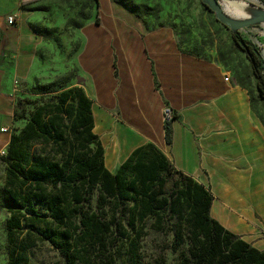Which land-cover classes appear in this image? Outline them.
Wrapping results in <instances>:
<instances>
[{
	"label": "crops",
	"instance_id": "crops-1",
	"mask_svg": "<svg viewBox=\"0 0 264 264\" xmlns=\"http://www.w3.org/2000/svg\"><path fill=\"white\" fill-rule=\"evenodd\" d=\"M55 1L0 0V154L15 124L13 81L28 76L42 43L33 22ZM130 1L155 12L93 0L94 14L80 28L81 86L92 101L106 168L115 173L135 149L155 144L210 191L212 219L264 251V104L225 62L180 46L173 23L184 20L183 0ZM164 104L175 116L171 144Z\"/></svg>",
	"mask_w": 264,
	"mask_h": 264
},
{
	"label": "trees",
	"instance_id": "trees-1",
	"mask_svg": "<svg viewBox=\"0 0 264 264\" xmlns=\"http://www.w3.org/2000/svg\"><path fill=\"white\" fill-rule=\"evenodd\" d=\"M123 3L140 15L150 10L130 0ZM232 38L236 45L246 44L245 49L237 46L264 104L262 53L239 32ZM21 117L16 109L14 119ZM94 128L92 101L82 86H73L51 102L42 101L25 126L12 133L1 157L4 196L14 208L5 224L8 264H28L32 239L59 247L67 264H117L114 248L120 244L126 245L130 264H152L141 253L149 230L174 232L170 248L181 252L177 264H264V251L212 219L210 191L178 171L155 144L135 149L111 173ZM166 142H172L170 123ZM34 201L47 205L49 218L39 214Z\"/></svg>",
	"mask_w": 264,
	"mask_h": 264
},
{
	"label": "rangeland",
	"instance_id": "rangeland-1",
	"mask_svg": "<svg viewBox=\"0 0 264 264\" xmlns=\"http://www.w3.org/2000/svg\"><path fill=\"white\" fill-rule=\"evenodd\" d=\"M222 1L227 5L228 0ZM234 1L264 9V0ZM183 4L184 8L181 12L184 20L180 22L175 20L173 23L180 46L188 53L211 56L225 62L235 78L240 80L250 93H257L256 79L250 64L245 53L234 43L232 31L218 22L215 15L201 0H183ZM171 7L169 12L172 11ZM94 11L93 0H59L42 8L43 19L33 22L34 32L40 36L42 43L35 54L28 76L25 79L13 81L12 96L15 108L22 117L15 120L11 133L25 126L42 101L51 102L61 91L83 84V75L77 60L81 47L80 28L88 21V18L93 16ZM154 12L151 10L144 14ZM176 15L180 16L179 13ZM178 17L176 16L177 19ZM239 33L243 39L256 44L264 55V24L249 26ZM5 153L6 149L3 154H0V264H8L5 224L14 209L6 201L3 192L6 164L1 157L5 156ZM95 200L96 197L93 199V205ZM33 205L42 217H50L45 203L34 201ZM32 240L28 250V264H67L59 247L52 245L48 240L35 239L33 242ZM173 241L172 230L168 232L149 230L141 243L144 262L157 264L159 260L162 264L163 258L165 264H177L181 252L172 251L170 247ZM114 251L117 264H130L126 245H117Z\"/></svg>",
	"mask_w": 264,
	"mask_h": 264
},
{
	"label": "water",
	"instance_id": "water-1",
	"mask_svg": "<svg viewBox=\"0 0 264 264\" xmlns=\"http://www.w3.org/2000/svg\"><path fill=\"white\" fill-rule=\"evenodd\" d=\"M204 5L215 15V18L222 25L227 27L232 32H240L242 29L255 24H264V9L262 13L253 19L242 18L227 10L222 0H201ZM237 45L245 49L246 44L244 41L238 42ZM263 58L264 55L262 54Z\"/></svg>",
	"mask_w": 264,
	"mask_h": 264
},
{
	"label": "bare ground",
	"instance_id": "bare-ground-1",
	"mask_svg": "<svg viewBox=\"0 0 264 264\" xmlns=\"http://www.w3.org/2000/svg\"><path fill=\"white\" fill-rule=\"evenodd\" d=\"M225 6L231 13L233 12L235 15L241 16L242 18L246 19H253L255 17H258L262 13L261 8H257L253 5L234 0H228L227 5Z\"/></svg>",
	"mask_w": 264,
	"mask_h": 264
},
{
	"label": "built area",
	"instance_id": "built-area-1",
	"mask_svg": "<svg viewBox=\"0 0 264 264\" xmlns=\"http://www.w3.org/2000/svg\"><path fill=\"white\" fill-rule=\"evenodd\" d=\"M8 24L9 25H13L16 22V17L15 16H10L8 18ZM230 80V77L228 75L225 76V81L228 82ZM162 116H163V121L165 124L170 123L173 118H174V111L171 108L170 105L168 104H164L163 108H162ZM3 132H8V129H2ZM3 154V153H2Z\"/></svg>",
	"mask_w": 264,
	"mask_h": 264
}]
</instances>
